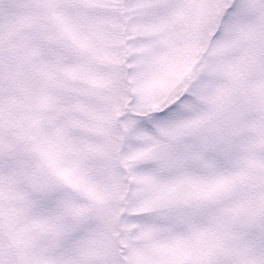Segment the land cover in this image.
<instances>
[{"label":"snow or ice","instance_id":"obj_1","mask_svg":"<svg viewBox=\"0 0 264 264\" xmlns=\"http://www.w3.org/2000/svg\"><path fill=\"white\" fill-rule=\"evenodd\" d=\"M0 264H264V0H0Z\"/></svg>","mask_w":264,"mask_h":264}]
</instances>
